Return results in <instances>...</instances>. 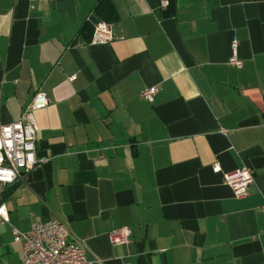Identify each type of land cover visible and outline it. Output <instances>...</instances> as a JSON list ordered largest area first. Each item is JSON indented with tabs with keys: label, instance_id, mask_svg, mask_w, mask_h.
Segmentation results:
<instances>
[{
	"label": "crops",
	"instance_id": "0c3cea01",
	"mask_svg": "<svg viewBox=\"0 0 264 264\" xmlns=\"http://www.w3.org/2000/svg\"><path fill=\"white\" fill-rule=\"evenodd\" d=\"M98 1L0 0V122L48 99L45 160L2 192L0 264H22L12 227L48 219L98 264H264V0H110L112 40L87 44Z\"/></svg>",
	"mask_w": 264,
	"mask_h": 264
},
{
	"label": "built area",
	"instance_id": "2783aa9c",
	"mask_svg": "<svg viewBox=\"0 0 264 264\" xmlns=\"http://www.w3.org/2000/svg\"><path fill=\"white\" fill-rule=\"evenodd\" d=\"M166 0H161L165 5ZM113 34L110 23L105 20L97 21L92 29L87 44H103L112 40ZM80 43L77 42L76 45ZM228 64L240 67L242 60L237 54V40L231 41ZM71 75L69 78H73ZM158 87H144L140 96L151 102ZM48 99L42 91H36L24 106L19 117L10 123L0 122V218L7 221V209L2 199V192L15 183L18 177L36 165L44 162L45 158L35 155V140L37 125L34 111L45 107ZM212 170H219L214 164ZM223 181L235 196L246 193L247 187L254 180L253 171L246 165H241L231 172L223 173ZM264 212V204L260 206ZM12 237L22 242V264H98L99 261L88 259L84 247L69 239V231L65 224L58 219L34 221L27 231H19L12 227ZM112 244L129 242L130 228L121 226L108 233Z\"/></svg>",
	"mask_w": 264,
	"mask_h": 264
},
{
	"label": "trees",
	"instance_id": "16d2710c",
	"mask_svg": "<svg viewBox=\"0 0 264 264\" xmlns=\"http://www.w3.org/2000/svg\"><path fill=\"white\" fill-rule=\"evenodd\" d=\"M94 10L100 18H103L107 22L115 19V11H114V8L110 0H99ZM91 32H90V35H91ZM90 35H89V38H90Z\"/></svg>",
	"mask_w": 264,
	"mask_h": 264
}]
</instances>
